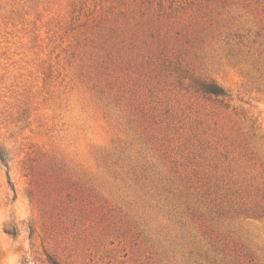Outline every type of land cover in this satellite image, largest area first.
Segmentation results:
<instances>
[{
  "label": "rangeland",
  "instance_id": "374dc122",
  "mask_svg": "<svg viewBox=\"0 0 264 264\" xmlns=\"http://www.w3.org/2000/svg\"><path fill=\"white\" fill-rule=\"evenodd\" d=\"M0 145V264H264V0H0Z\"/></svg>",
  "mask_w": 264,
  "mask_h": 264
},
{
  "label": "trees",
  "instance_id": "16d2710c",
  "mask_svg": "<svg viewBox=\"0 0 264 264\" xmlns=\"http://www.w3.org/2000/svg\"><path fill=\"white\" fill-rule=\"evenodd\" d=\"M195 90L202 92L205 95H221L224 94V90L222 86L215 83L213 80H196L194 84ZM0 164L5 168V174L8 182L9 179V157L6 150L0 145ZM7 234L12 237H15L17 234L15 226H10L5 230ZM46 263L47 264H61L57 258L52 256L51 254H46Z\"/></svg>",
  "mask_w": 264,
  "mask_h": 264
},
{
  "label": "clouds",
  "instance_id": "9594fccd",
  "mask_svg": "<svg viewBox=\"0 0 264 264\" xmlns=\"http://www.w3.org/2000/svg\"><path fill=\"white\" fill-rule=\"evenodd\" d=\"M18 261H19V257H14L12 258L10 264H18Z\"/></svg>",
  "mask_w": 264,
  "mask_h": 264
}]
</instances>
